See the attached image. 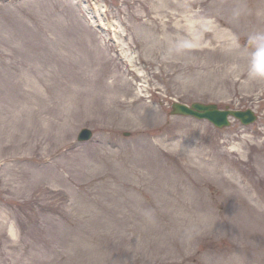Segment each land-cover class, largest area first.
I'll return each mask as SVG.
<instances>
[{"label":"rangeland","instance_id":"rangeland-1","mask_svg":"<svg viewBox=\"0 0 264 264\" xmlns=\"http://www.w3.org/2000/svg\"><path fill=\"white\" fill-rule=\"evenodd\" d=\"M261 37L264 0H0V264H264Z\"/></svg>","mask_w":264,"mask_h":264},{"label":"water","instance_id":"water-1","mask_svg":"<svg viewBox=\"0 0 264 264\" xmlns=\"http://www.w3.org/2000/svg\"><path fill=\"white\" fill-rule=\"evenodd\" d=\"M171 114L193 116L197 119H206L213 123L216 127L223 128L230 125V117L239 119L243 124H251L257 120V115L252 109L232 110L229 108L221 109L214 103L193 102L191 105L174 101L171 104ZM129 135L130 133H125ZM93 135V131L84 128L78 135L79 141L89 140Z\"/></svg>","mask_w":264,"mask_h":264},{"label":"bare ground","instance_id":"bare-ground-1","mask_svg":"<svg viewBox=\"0 0 264 264\" xmlns=\"http://www.w3.org/2000/svg\"><path fill=\"white\" fill-rule=\"evenodd\" d=\"M194 27H197V25L195 24ZM162 28L164 30L163 32L168 31L167 30L168 29L167 24H164V26L162 25ZM169 30H171L174 33V35L172 37H170L169 35L164 36V39L167 38L169 41H172L175 44L178 42V45H176V46L179 48V50L183 51V50L187 49V44L183 43V41L185 39V36L183 34H184V32H186V30L183 28V26H180L179 23H177L176 25H174ZM185 34H187V33H185ZM170 46H171V44H170ZM173 47H174V45L172 46V48ZM174 48L177 49L176 47H174Z\"/></svg>","mask_w":264,"mask_h":264},{"label":"clouds","instance_id":"clouds-1","mask_svg":"<svg viewBox=\"0 0 264 264\" xmlns=\"http://www.w3.org/2000/svg\"><path fill=\"white\" fill-rule=\"evenodd\" d=\"M261 39H264V37H261ZM255 74H256V75H264V73L259 72V71H257Z\"/></svg>","mask_w":264,"mask_h":264}]
</instances>
